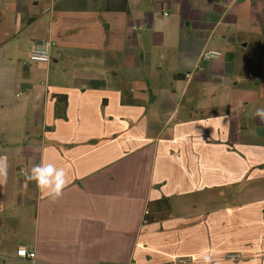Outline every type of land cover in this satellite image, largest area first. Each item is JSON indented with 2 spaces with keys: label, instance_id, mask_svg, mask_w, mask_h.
<instances>
[{
  "label": "crops",
  "instance_id": "crops-1",
  "mask_svg": "<svg viewBox=\"0 0 264 264\" xmlns=\"http://www.w3.org/2000/svg\"><path fill=\"white\" fill-rule=\"evenodd\" d=\"M106 3L0 0V264H264V0Z\"/></svg>",
  "mask_w": 264,
  "mask_h": 264
},
{
  "label": "clouds",
  "instance_id": "clouds-1",
  "mask_svg": "<svg viewBox=\"0 0 264 264\" xmlns=\"http://www.w3.org/2000/svg\"><path fill=\"white\" fill-rule=\"evenodd\" d=\"M218 53L209 52L208 59L216 58ZM256 116L264 123V107L256 110ZM9 165L5 156H0V186L7 182ZM27 180L34 181L37 189L53 201L59 199L63 195V190L68 184L67 173L64 168L57 167L52 162L41 160L40 163L34 164L31 167L30 174L27 175ZM203 264H213L211 255L202 257Z\"/></svg>",
  "mask_w": 264,
  "mask_h": 264
},
{
  "label": "built area",
  "instance_id": "built-area-1",
  "mask_svg": "<svg viewBox=\"0 0 264 264\" xmlns=\"http://www.w3.org/2000/svg\"><path fill=\"white\" fill-rule=\"evenodd\" d=\"M164 15H168V12H165ZM51 48H52V43L49 40L42 39L38 42H36L33 45V48L30 52L29 55V60L33 63H41V64H48L52 60V55H51ZM216 52L218 53L217 57L214 59H208L206 58L209 52ZM222 57V53L217 50H208L203 53V59L208 60V61H214V60H219ZM21 174L22 176H27L28 173L27 170L23 167L21 169ZM148 211H146V215H148ZM144 223H146L144 221ZM17 257L20 258L25 262V264H39L37 260V253L35 251H30L26 247H20L17 250Z\"/></svg>",
  "mask_w": 264,
  "mask_h": 264
},
{
  "label": "rangeland",
  "instance_id": "rangeland-1",
  "mask_svg": "<svg viewBox=\"0 0 264 264\" xmlns=\"http://www.w3.org/2000/svg\"><path fill=\"white\" fill-rule=\"evenodd\" d=\"M249 58H251V57H249ZM250 61H252V60H250ZM249 61V63H248V65L246 66V68H245V74H244V77H247V78H249V82H251L252 83V91L251 92H253L254 90H257V87L255 86L256 85V83H257V78L256 77H254V75H252V71H254L255 69H256V64H255V62H254V64H253V62H250ZM245 86L244 85H242L241 86V91L242 92H246V91H249V89H247V88H244ZM255 186L256 187H262V188H264V180H261V181H257L256 183H255Z\"/></svg>",
  "mask_w": 264,
  "mask_h": 264
},
{
  "label": "trees",
  "instance_id": "trees-1",
  "mask_svg": "<svg viewBox=\"0 0 264 264\" xmlns=\"http://www.w3.org/2000/svg\"><path fill=\"white\" fill-rule=\"evenodd\" d=\"M108 11H127L128 0H107L106 3ZM145 216V224H150L153 220L151 219V212Z\"/></svg>",
  "mask_w": 264,
  "mask_h": 264
}]
</instances>
